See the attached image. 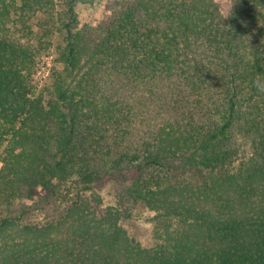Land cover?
Instances as JSON below:
<instances>
[{
    "label": "trees",
    "instance_id": "obj_1",
    "mask_svg": "<svg viewBox=\"0 0 264 264\" xmlns=\"http://www.w3.org/2000/svg\"><path fill=\"white\" fill-rule=\"evenodd\" d=\"M230 1L0 0V264H264V0ZM57 8L47 98L12 24Z\"/></svg>",
    "mask_w": 264,
    "mask_h": 264
},
{
    "label": "rangeland",
    "instance_id": "obj_2",
    "mask_svg": "<svg viewBox=\"0 0 264 264\" xmlns=\"http://www.w3.org/2000/svg\"><path fill=\"white\" fill-rule=\"evenodd\" d=\"M217 6L223 15H227L231 8L230 0H216ZM58 9V8H57ZM76 13L80 26L85 24L97 25L107 15L102 2L93 5H78ZM59 9L53 13H38L36 16L24 18L20 12L14 15L12 24L14 36L30 47L39 50L35 67L34 82L50 97L51 73L56 67V47L62 40L59 32ZM1 167V164H0ZM133 174L125 173L114 178L102 180L97 186L104 200V207L120 202L119 194L128 187ZM130 235L135 237L143 246H148L152 241L151 213L141 205L132 209L131 216L124 222Z\"/></svg>",
    "mask_w": 264,
    "mask_h": 264
}]
</instances>
